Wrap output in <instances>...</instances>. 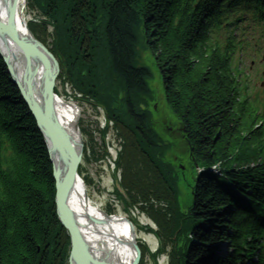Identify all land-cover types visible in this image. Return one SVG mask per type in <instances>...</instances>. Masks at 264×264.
<instances>
[{"label": "trees", "instance_id": "16d2710c", "mask_svg": "<svg viewBox=\"0 0 264 264\" xmlns=\"http://www.w3.org/2000/svg\"><path fill=\"white\" fill-rule=\"evenodd\" d=\"M242 1L264 11V0H27L41 19L28 27L43 44L51 39L58 80L112 122L128 203L116 194L126 211L140 204L156 224L169 264H264V120L232 67L233 42L219 31ZM145 52L183 130L190 167L221 169L202 174L187 193L167 158L178 141L166 142L152 121ZM93 145L90 138L94 158ZM222 240L225 256L214 259ZM138 246L144 264L148 250ZM68 252L45 144L0 59V264H67Z\"/></svg>", "mask_w": 264, "mask_h": 264}, {"label": "water", "instance_id": "95a60500", "mask_svg": "<svg viewBox=\"0 0 264 264\" xmlns=\"http://www.w3.org/2000/svg\"><path fill=\"white\" fill-rule=\"evenodd\" d=\"M15 9H19L17 22L20 25L16 24ZM0 10L5 17V19L0 18L2 20H0V38L8 50H14L13 55L17 56L18 70H14L13 57L11 60L1 55L0 57L7 67L12 83L17 87L20 97L46 142L49 162L52 166L56 213L70 237L69 264H95L93 255H102L98 264H110V258H119L116 248L113 242H104V236L96 234V224H100V220L89 218L94 228H87L79 182H74L76 168L81 160L82 143L73 142L70 133L62 129L55 119L51 86L59 73L58 63L27 30L21 32L24 28L23 22H25L22 2L0 0ZM6 38L23 52L25 64L21 78H18L21 68L16 46L10 43L7 45ZM0 50L7 56V50L1 46V42ZM37 62H41L43 65L41 90L38 92L35 91V78L38 75L35 67ZM100 213L106 216L102 212ZM125 222L129 226V233L135 236L131 224L126 220ZM129 240H131L130 246L134 253L130 264H138L139 251L135 238ZM86 249H88V253ZM128 263L120 260V264Z\"/></svg>", "mask_w": 264, "mask_h": 264}, {"label": "rangeland", "instance_id": "374dc122", "mask_svg": "<svg viewBox=\"0 0 264 264\" xmlns=\"http://www.w3.org/2000/svg\"><path fill=\"white\" fill-rule=\"evenodd\" d=\"M25 3H22V8H23V13H24V18L26 21H30L32 18H35L34 14L35 12H31L25 8ZM247 31V34L249 32V28L246 27L245 29ZM241 35H237L235 39H238ZM242 36L244 39H246V34L243 32ZM48 39V37H47ZM46 39V42L50 46V40ZM239 40V39H238ZM148 52L144 53V56L146 57V62L149 64L151 67V60L147 54ZM249 62V59H246L243 62L244 68H247V64ZM151 69V68H150ZM247 71V69L245 70ZM153 72L155 74V77H157V71L155 72L153 69ZM152 73V71H151ZM250 78L252 81H254V74H250ZM159 80V79H158ZM156 79H153L152 82V89L154 92V101L150 104V108L152 110V114L155 119H157L158 125L161 128H167L165 134H169V132L175 128L177 125V122H172L168 118L169 114L167 109L164 107V94L161 86V82H159ZM154 84H157L156 89L154 90ZM56 86L60 87V85L57 83ZM81 120H83L85 125H90L92 130H94V137L96 141L98 140V126L102 127L103 126V117L101 113H97V111L92 110L88 105L87 106H81ZM158 113V114H157ZM105 143L112 144V147L117 144L114 138V135L112 134V131H109V134H107V137L105 139ZM112 152V150H110ZM113 159V158H112ZM187 169H184L185 173H181V180L179 183V188L181 190H188L191 186L194 185L195 179H196V170L193 166L190 167L189 162H187ZM85 167V174L89 178V183L88 186L86 187L87 190V196L90 198V202L96 206L99 207L102 210H106L107 206L111 205V207L115 210V214L117 215H123L125 217L129 216L132 220H136L138 225L141 226H147L150 225L153 227V225L148 221V219L142 215L138 214L136 211H127V215H124V211L122 210V206L119 203V201L115 198L114 194L112 193V188H113V181H112V165L109 164L108 162H99L96 164H89V165H84ZM154 228V227H153ZM137 232V238L138 240L144 242L147 244L149 247L151 253L154 252L157 249V240L150 234H147L144 230H139ZM157 264H167V258L165 256L160 257L157 262ZM145 264H155L153 260L149 257L145 259Z\"/></svg>", "mask_w": 264, "mask_h": 264}, {"label": "bare ground", "instance_id": "6f19581e", "mask_svg": "<svg viewBox=\"0 0 264 264\" xmlns=\"http://www.w3.org/2000/svg\"><path fill=\"white\" fill-rule=\"evenodd\" d=\"M15 2H22L23 0H15ZM0 18L5 19L3 13L0 10ZM25 28L21 32L24 31ZM17 50V48H16ZM11 54H14V50H8ZM18 59L20 63V68L22 69V63H21V57L20 54L18 53ZM7 56H9V53L7 52ZM37 66V72L38 75L35 78L36 79V89L35 91H40L41 90V79H42V73H43V65L39 62L36 63ZM42 72V73H41ZM54 107V114H55V119L58 121L60 124V127L64 129L67 133H70L71 140L73 142H77L76 139L77 137V132L74 129V125L76 122V118L78 117L79 113L75 110L74 107L65 104L62 100L57 99L53 103ZM77 133V134H76ZM76 139H75V138ZM46 144V142H45ZM80 191H81V197H82V202H83V208H84V213H85V219H86V224L87 228H94L93 223L90 221L89 218H94L96 220H100V224H96V234L104 236V242H113L116 251L119 255V258H110V264H120L121 262H129L128 264L131 263L132 257L134 256L133 250L130 246V238H135V236H132L128 232V225L125 222V219L122 217L118 218H109L106 216H103L99 210L98 207L94 206L91 202L86 200L82 186L80 185ZM129 240V241H121V240ZM88 253V249H86ZM99 259H102V255H93V261L94 262H99Z\"/></svg>", "mask_w": 264, "mask_h": 264}]
</instances>
